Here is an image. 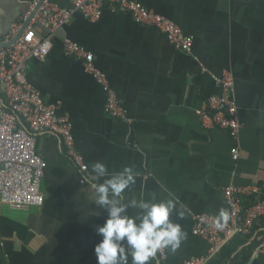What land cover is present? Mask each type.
I'll use <instances>...</instances> for the list:
<instances>
[{
	"label": "crops",
	"instance_id": "0c3cea01",
	"mask_svg": "<svg viewBox=\"0 0 264 264\" xmlns=\"http://www.w3.org/2000/svg\"><path fill=\"white\" fill-rule=\"evenodd\" d=\"M38 0H0V35L12 24L20 30ZM71 8L70 0H48ZM172 20L193 38L192 56L177 52L153 27L106 7L90 22L79 12L52 37L42 62L27 63L26 79L72 124L75 148L87 166L86 183L66 158L60 140L47 133L37 141V153L47 168L41 184L44 204L12 210L0 203V264H97L96 227L107 212L95 205L94 162L110 172L133 168L135 183L122 194L131 199L174 201L171 219L186 238L165 258L148 264H184L204 258L205 264H264V255L244 252L264 239V213L245 243L230 254H211L209 244L193 235V218L209 215L222 220V191L229 186L256 190L244 207L264 199V0H136ZM41 34L47 31L39 24ZM27 28V27H26ZM70 39L94 56L123 101L130 124L104 113L105 96L82 64L63 53ZM196 58V60L194 59ZM202 65L208 73L201 70ZM228 72L242 123L236 140L225 130L203 126L200 113L208 97L219 94L210 74ZM236 148L238 159L231 150ZM137 209H129L134 215ZM224 221V220H223ZM128 264H132L131 256Z\"/></svg>",
	"mask_w": 264,
	"mask_h": 264
},
{
	"label": "built area",
	"instance_id": "2783aa9c",
	"mask_svg": "<svg viewBox=\"0 0 264 264\" xmlns=\"http://www.w3.org/2000/svg\"><path fill=\"white\" fill-rule=\"evenodd\" d=\"M70 2L71 8H61L44 0L22 34L19 31L21 25L12 24L5 35H0V203L12 210L41 207L44 204L41 184L47 164L36 150L38 138L43 133L60 140L65 156L81 174L80 183L83 185L87 181L84 175L87 166L75 148L72 124L68 117L58 116L56 107L46 102L26 79L28 61L42 62L46 59L52 47L53 35L67 26L76 12L90 22L98 21L106 7L128 14L136 23L157 29L177 52L192 56L193 38L172 20L145 8L136 0ZM35 5L36 2L32 4L31 10ZM31 10L24 20H27ZM34 24L41 25L47 33L41 34ZM7 44L10 45L4 47ZM63 53L66 57L79 61L84 72L101 87L105 96V115L130 124L123 101L118 98L107 76L97 68L93 54L67 38L63 40ZM200 67L204 73H208L202 65ZM210 76L220 92L206 99V110L199 114L201 122L206 128L225 130L232 140H236L242 123L233 98V79L228 72H223L219 77L212 74ZM231 153L233 159L237 160L236 148ZM255 191L238 186L223 189L222 198L229 214L227 221L209 215L193 218L192 233L209 244L211 254L218 252L234 236L250 234L254 222L264 213V199L251 207H244V198L256 193ZM217 223L223 227L217 228ZM253 255H264V239L255 246ZM156 256L163 260L165 249L159 250ZM205 263L206 260L200 258L184 264Z\"/></svg>",
	"mask_w": 264,
	"mask_h": 264
},
{
	"label": "clouds",
	"instance_id": "9594fccd",
	"mask_svg": "<svg viewBox=\"0 0 264 264\" xmlns=\"http://www.w3.org/2000/svg\"><path fill=\"white\" fill-rule=\"evenodd\" d=\"M92 189L95 192V205L107 212L104 223L96 227L101 237L94 246L97 264H148L159 250L169 248L175 251L186 238L181 226L170 217L174 201L131 199L125 202L122 194L135 183L132 167L125 166L120 171L110 172L100 161L91 165ZM129 209H137L129 215ZM220 218L227 221L226 210L219 212ZM217 228L223 227L217 223Z\"/></svg>",
	"mask_w": 264,
	"mask_h": 264
},
{
	"label": "trees",
	"instance_id": "16d2710c",
	"mask_svg": "<svg viewBox=\"0 0 264 264\" xmlns=\"http://www.w3.org/2000/svg\"><path fill=\"white\" fill-rule=\"evenodd\" d=\"M67 158V157H66ZM69 161V160H68ZM70 162V161H69ZM255 204V202H253L252 204H251V206H253ZM251 206H249V207H251ZM245 207H247V206H245ZM247 239L248 238H244V236H242V235H236V236H234L231 240H229L228 242H229V244H231L232 243V247H230L228 250H227V248H225V245L221 248L222 250H227V253H228V256H226L225 257V261H229L230 260V254L232 253V252H234L240 245H242L243 243H245L246 241H247ZM258 243H256V244H251L250 246H248V248H247V250L244 252V254L245 255H247V254H250L253 250H254V248H255V246L257 245Z\"/></svg>",
	"mask_w": 264,
	"mask_h": 264
},
{
	"label": "water",
	"instance_id": "95a60500",
	"mask_svg": "<svg viewBox=\"0 0 264 264\" xmlns=\"http://www.w3.org/2000/svg\"><path fill=\"white\" fill-rule=\"evenodd\" d=\"M43 1L44 0H38L37 2H36V5L34 6V8H33V10L30 12V15L28 16V18H27V22H29L32 18H33V15H34V13L38 10V8L41 6V4L43 3ZM26 27L27 26H24L23 28H22V30L20 31V34H22L23 32H24V30L26 29ZM13 43V42H12ZM11 43V44H12ZM10 44H7V45H4V47H7V46H9Z\"/></svg>",
	"mask_w": 264,
	"mask_h": 264
},
{
	"label": "bare ground",
	"instance_id": "6f19581e",
	"mask_svg": "<svg viewBox=\"0 0 264 264\" xmlns=\"http://www.w3.org/2000/svg\"><path fill=\"white\" fill-rule=\"evenodd\" d=\"M33 8H34V7H33ZM38 9H39V8H38ZM32 10H33V9H32ZM32 10H31V11H32Z\"/></svg>",
	"mask_w": 264,
	"mask_h": 264
}]
</instances>
